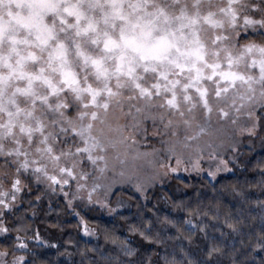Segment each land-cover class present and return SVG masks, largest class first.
Listing matches in <instances>:
<instances>
[{
	"label": "clouds",
	"instance_id": "obj_1",
	"mask_svg": "<svg viewBox=\"0 0 264 264\" xmlns=\"http://www.w3.org/2000/svg\"><path fill=\"white\" fill-rule=\"evenodd\" d=\"M36 16L54 28L47 46L20 23ZM0 25V53L15 37L40 77L0 94V196L12 203L16 179L31 190L17 223L0 214V264H264V103L221 115L241 85L218 98L211 67L231 53L264 92V0H0Z\"/></svg>",
	"mask_w": 264,
	"mask_h": 264
},
{
	"label": "snow or ice",
	"instance_id": "obj_2",
	"mask_svg": "<svg viewBox=\"0 0 264 264\" xmlns=\"http://www.w3.org/2000/svg\"><path fill=\"white\" fill-rule=\"evenodd\" d=\"M73 14L77 17V20H79L80 12L78 9L73 10ZM21 25L28 29L29 31H34L36 33V42L40 46H47L49 42L53 39H56V34L54 31V28L51 26L43 23V20L39 17H32L26 20H22ZM9 44H10V55L7 59H5L4 55L0 53V67L7 66L8 72L4 73L3 71H0V94L3 93L4 89L9 85L10 81L14 78L16 79H27L29 81V84H31V81L33 79H39L36 74L27 72L25 70L26 67V61L31 60L32 62H36L39 57L36 56L35 53H29L28 57L22 56L20 53V50L17 46V40L15 37L9 36L8 37ZM4 43V29L3 26L0 25V45H3ZM29 43V42H25ZM167 41L165 38L161 37L158 39V41L152 45V48L157 52H162L166 49ZM253 50V45H248L246 51L248 53H251ZM258 52L260 53L261 58L259 61H257L255 58H253V63L257 65L259 68V81L260 83L264 84V49H258ZM15 53L17 59L15 63L12 62L11 54ZM195 53L197 56L203 55L201 50L197 48L195 50ZM56 59H64L66 57V50L64 47L63 42L58 41L55 45V48L53 49V53H50V59L53 57ZM229 59L225 64L218 63L213 64L211 67L213 68V76L217 78L218 87L216 89L218 98L224 99L225 101L228 100V92L230 91L229 87H220L221 84L223 85H231L235 86L237 83L241 85V90L235 91L234 94L231 97V108L234 109V112L231 111H221V115L225 117H231L234 115L239 114L244 108L248 107L249 105H252L254 103H264V92H261L257 94V88H256V81L248 77L242 72L233 70V64L238 63L239 60L232 58L231 53H227ZM245 55V52L240 53V57H243ZM93 63H96L99 67V63L97 61H93ZM43 71V69H41ZM65 80L71 79V73L65 72L64 75ZM30 87H26L23 89H19V91L25 95L30 93ZM111 91V90H109ZM202 98L204 96L203 93H201ZM141 119H154L155 116L151 111V105H145L143 108H140L137 110ZM176 145H173V149H175ZM39 175V173H36ZM19 175L23 176L24 172L21 171ZM211 175V174H210ZM128 176L127 171H121L119 173L120 182L122 183ZM100 178L105 182L104 187L108 189L109 191H113L115 186L117 185V180L115 178L109 180L107 176L104 175V170L102 169L100 171ZM29 180H31V177H28ZM215 179V177H213ZM136 189L140 192L143 191V183H137L135 185ZM31 190H29L28 193L25 192V189L23 185L19 182V179L13 180L12 187H11V196L10 199L12 203H9V194H4L0 196V214L3 216L12 219L15 212L19 211V207L15 204V200L17 199L16 194L19 193L21 195L30 194ZM91 191H89V199H91ZM64 196H67L68 193H63ZM51 204V202H49ZM23 219V218H21ZM12 222L15 224L17 221L15 219H12ZM185 223L189 225L191 228L195 229L197 227L196 219L192 218L189 219L185 217ZM3 237H0V240H2ZM17 240H19V237H16ZM36 244L41 246H47L48 241H42L40 240V234L39 229L36 230V237L35 241Z\"/></svg>",
	"mask_w": 264,
	"mask_h": 264
}]
</instances>
